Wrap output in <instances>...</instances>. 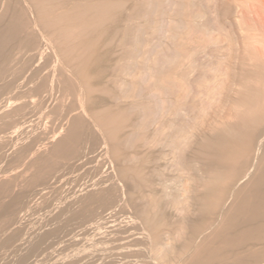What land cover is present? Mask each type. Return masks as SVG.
<instances>
[{
    "label": "rangeland",
    "instance_id": "374dc122",
    "mask_svg": "<svg viewBox=\"0 0 264 264\" xmlns=\"http://www.w3.org/2000/svg\"><path fill=\"white\" fill-rule=\"evenodd\" d=\"M245 1L0 0V264H198L231 218L239 261L225 238L213 257L264 264V203L225 218L264 188V2Z\"/></svg>",
    "mask_w": 264,
    "mask_h": 264
},
{
    "label": "bare ground",
    "instance_id": "6f19581e",
    "mask_svg": "<svg viewBox=\"0 0 264 264\" xmlns=\"http://www.w3.org/2000/svg\"><path fill=\"white\" fill-rule=\"evenodd\" d=\"M247 1V0H246ZM246 1H245V3H246ZM247 2H249V1H247ZM261 2H264V0H261ZM254 3H255V1H254ZM242 4V3H241ZM263 5H264V3H262ZM251 5H253V4H251ZM254 6V5H253ZM252 8H254V7H252ZM246 9V8H245ZM245 9H242L240 12H241V14H242V17L245 15ZM247 9H248V7H247ZM262 9H264V8H262ZM239 10V9H238ZM258 10V9H257ZM252 12V11H251ZM254 12V11H253ZM252 12V13H253ZM248 13V12H247ZM246 13V14H247ZM260 13V12H259ZM262 13V12H261ZM264 13V12H263ZM249 14V13H248ZM261 15V14H260ZM249 16V15H248ZM259 16V15H258ZM263 16V15H262ZM261 16V17H262ZM254 18H257V17H254ZM259 19H260V17H259ZM263 19V18H262ZM259 20V22H258V24H259V26H258V28H264V20ZM254 20V19H253ZM251 22V21H250ZM254 22H256V21H254ZM249 24V23H248ZM257 24V23H256ZM253 25V24H252ZM249 26V25H248ZM251 26V25H250ZM252 27H254V26H252ZM249 28V27H248ZM244 29H246V28H244ZM255 29V28H254ZM253 29V30H254ZM247 30H249V29H247ZM259 31V30H258ZM252 32V31H251ZM253 32H255V31H253ZM257 32V31H256ZM244 33H245V30H244ZM247 33H249L248 31H247ZM254 34V33H253ZM257 34V33H256ZM261 34V33H260ZM252 35V34H251ZM251 35H250V37H249V35H247L248 36V38H250V40H255L256 38H258V37H256L255 38V36L254 35H252V36H254V37H251ZM258 35V34H257ZM256 35V36H257ZM264 35V34H263ZM252 38V39H251ZM244 39H246V38H244ZM264 39V38H263ZM249 40V39H248ZM253 40L251 41L252 42V44L254 45V43H253ZM244 41H247V39L246 40H244ZM256 41H258L257 39H256ZM255 41V44L257 43ZM246 43V42H245ZM251 43H250V45H252ZM260 44V43H259ZM258 44V45H259ZM257 45V44H256ZM245 46V45H244ZM255 46V45H254ZM262 46V45H261ZM251 47H253V46H251ZM257 47V46H256ZM255 47V48H256ZM260 47V46H259ZM264 48V47H263ZM253 49V48H252ZM257 49H260V48H258L257 47ZM248 50V49H247ZM254 50V49H253ZM253 50H250V51H252L253 52ZM262 51H259V53L260 52H263L264 50L263 49H261ZM250 51H248L249 53H250ZM251 52V53H252ZM258 52V51H257ZM257 54V53H256ZM264 55V54H263ZM263 55H261L263 58H264V56ZM249 56H250V54H249ZM258 56H260V55H258ZM254 57H256V55L254 56ZM252 59V58H251ZM249 60H250V58H249ZM43 127H45V126H43ZM42 130V129H41ZM44 131V130H43ZM47 134V133H46ZM42 137V136H41ZM62 142V141H61ZM60 143V142H59ZM60 145H62V147H63V143H61ZM59 145V146H60ZM58 146V145H57ZM57 146H56V148H57ZM58 146V149L61 147H59ZM100 149V148H99ZM95 150V149H94ZM100 150H102V149H100ZM103 151V150H102ZM99 152H101V151H99ZM93 153V152H92ZM98 154V153H97ZM82 155V154H81ZM103 155V154H102ZM98 156V155H97ZM101 156V155H100ZM79 157H81V156H79ZM96 157V156H95ZM103 157V156H102ZM101 157V158H102ZM86 158V157H85ZM79 159V158H78ZM95 159V158H94ZM96 159H98L97 157H96ZM87 160V159H86ZM103 160V159H102ZM83 161V160H82ZM99 163H101V161L99 162ZM106 163V162H105ZM103 166V165H102ZM102 166H101V168H102ZM99 167H100V165H99ZM105 167V166H104ZM100 171H101V169H100ZM102 172V171H101ZM105 174V173H104ZM104 176V175H103ZM106 177V176H105ZM104 177V178H105ZM255 180V181H254ZM253 183H254V185H253ZM256 184H257V181H256V179L254 178L253 179V182H251V185H253V186H256ZM254 191H253V193H254V195H255V200L253 201V200H251V199H246V200H244V201H238V200H234L235 201V203L234 202H232L230 205L232 206V204L234 203V205L231 207V208H228L227 210H226V212H225V218H227L228 216L230 217V215H232V213H234V212H239V211H245V210H248L249 208H247V207H249V206H251V205H255L256 203H259V204H262V203H264V188H260V186L259 187H255L254 189H253ZM91 196V195H90ZM76 200V199H75ZM79 201V200H78ZM78 201L76 200V203H78ZM85 201L83 200V199H81L80 200V204L81 205H83V204H85L84 203ZM75 203V204H76ZM78 203V204H79ZM72 204H73V202H72ZM79 204V205H80ZM102 205H106L105 203L104 204H102ZM246 207V208H245ZM256 207V206H255ZM254 207V208H255ZM70 208H75L74 207V204L73 205H70ZM254 208H251V211L250 210H248L249 211V213L251 212V217H254V216H257V215H259L258 214V212H254L253 210H254ZM69 210V209H68ZM68 210L66 209V212H67V214H68ZM62 211H65V209L64 210H62ZM62 211H61V213H62ZM69 211H71V210H69ZM73 212L72 213H69L70 215H71V217H68L67 219H69V218H71L70 220H77V223H78V221H80L78 224L77 223H75L76 221H74V223H75V225H81V224H83V223H86V222H88L87 220L88 219H90V218H92L93 216H94V213H93V211L92 210H90V211H84V212H79V211H77V210H72ZM59 212H60V210H59ZM66 212H65V214H66ZM60 213V214H61ZM57 214H59L58 212H57ZM66 214V215H67ZM61 216V215H60ZM53 217V216H52ZM55 217V216H54ZM54 217H53V220H52V222L54 221ZM61 217H63V219L65 220V218L66 217H64V215L63 216H61ZM228 217V218H229ZM50 218V217H49ZM58 218V216L57 217H55V219H57ZM60 218V217H59ZM98 218V217H97ZM62 219V218H61ZM63 219H62V221H63ZM232 220H231V222H230V220H229V223H228V221L224 224V225H222L221 226V228L219 229V231H221V232H217L218 230H216L215 232L212 230V232H211V234H209L208 236H207V238L206 239H204V241L203 242H201L199 245H197L196 246V248H195V250H194V252L192 253L193 254V257L196 259V260H198V261H202V262H205L206 263V261H211L212 259H214L215 257H213L218 251H220V253H221V251H222V249H210V244L212 243V242H214V240H216V239H222L223 237L220 235V233L221 234H223V235H225L226 236V238L228 237V240H229V242H228V244H230V241L232 240H230V237H232L233 238V235L231 234V230L232 229H234L235 231H238L239 230V228H241V224L239 223V222H234V218H231ZM50 220V219H49ZM66 221V222H69L70 224H71V221ZM47 221V220H46ZM51 221V220H50ZM57 221H59V219L57 220ZM61 221V220H60ZM61 221V223H59L61 226L62 225H65L67 228L69 227V224L68 225H66V223H65V221L64 222H62ZM58 223V222H57ZM56 223V224H57ZM63 223H65V224H63ZM72 223H73V221H72ZM92 223V222H91ZM238 223V224H237ZM123 224H124V222H123ZM88 225H90L89 223H88ZM87 225V226H88ZM92 225V224H91ZM117 225V224H116ZM127 225V224H126ZM59 226V225H58ZM58 226H56V229L58 228ZM65 226H63V228H65ZM70 226H72V224L70 225ZM113 226V225H112ZM124 226V225H123ZM60 227V226H59ZM75 228L77 227V226H74ZM74 227H70L71 229H75ZM82 227V226H81ZM90 227V226H89ZM110 227H111V225H110ZM110 227H109V229H110ZM19 228V227H18ZM37 228V227H36ZM36 228H33V229H36ZM66 228V229H67ZM69 228V229H70ZM92 228V227H91ZM99 228V227H98ZM107 228V227H106ZM111 228H113V227H111ZM223 228V230H224V232H223V230H221ZM23 229V228H22ZM38 229H39V226H38ZM41 229H43V227L41 228ZM69 229H67V230H69ZM89 229V228H88ZM236 229H238V230H236ZM20 230V229H19ZM54 230H55V228H54ZM58 230L59 229H57L56 231L58 232ZM61 230V229H60ZM65 230V229H64ZM83 230H85L84 228H83ZM90 230V229H89ZM114 230V229H113ZM43 231V230H42ZM66 231V230H65ZM70 231V230H69ZM69 231H68V233H69ZM95 231V230H94ZM109 232H110V230H108ZM125 231H128V230H125ZM25 232V231H24ZM32 232V231H31ZM37 232V231H36ZM35 232V233H36ZM39 232V231H38ZM41 232V231H40ZM40 232H39V236H41L42 235V233H41V235H40ZM48 232V231H47ZM50 232H51V234H50ZM50 232H48V233H46V234H44V238L46 237H48L49 235H51L52 236V231H50ZM56 232V233H57ZM61 232V231H60ZM63 232V231H62ZM70 232H72V230L70 231ZM93 232V231H92ZM99 232V231H98ZM101 232H102V230H101ZM120 232V231H119ZM121 232H124V231H121ZM130 232V231H129ZM64 233V232H63ZM125 233V232H124ZM123 233V234H124ZM37 234V237H35V239L37 240V238L39 237L38 236V233H36ZM90 234V233H89ZM93 234V233H92ZM122 234V233H121ZM122 234V235H123ZM30 235H32V234H30ZM34 235V234H33ZM56 235V234H55ZM54 234H53V236H55ZM94 235V234H93ZM104 235V234H103ZM120 235V234H119ZM126 236H127V234H125ZM211 235V236H210ZM27 236V235H26ZM56 236H58V235H56ZM59 236H62V235H59ZM58 236V237H59ZM99 236V235H98ZM112 236H114V234L112 235ZM210 236V237H209ZM225 236H224V238H225ZM23 237H24V235H23ZM33 237V236H32ZM50 237V236H49ZM58 237H57V239H58ZM63 237V236H62ZM89 237H91V236H89ZM122 237V236H121ZM25 238V237H24ZM42 238H43V236H42ZM41 238V240H39V243L41 244V245H45V244H42L43 242H48L49 243V241L48 240H45V239H42ZM51 238V237H50ZM95 238V237H94ZM115 238V237H114ZM129 238V237H128ZM223 238V239H224ZM225 238V242L223 241V243L225 244V246H224V251L225 252H227V254H228V252H229V254H230V251H229V249L227 248V246L226 245H228L227 243H226V241H228L227 239ZM26 239V238H25ZM29 239V235L27 236V240ZM31 239V238H30ZM29 239V240H30ZM32 239H34V238H32ZM34 239V240H35ZM86 239H87V237H86ZM99 239V238H98ZM116 239H117V237H116ZM119 239V238H118ZM124 239H125V237H124ZM23 239H21V241H22ZM44 240V241H43ZM50 240H52V238L50 239ZM84 240V239H83ZM120 240V239H119ZM122 240V239H121ZM130 240V239H129ZM19 241V240H18ZM25 241V240H24ZM42 243H41V242ZM112 241H113V239H112ZM124 241H126V240H124ZM20 242V241H19ZM28 242H30V241H27V243ZM36 242V241H35ZM35 242H33V243H35ZM85 242V241H84ZM119 242V241H118ZM128 242V241H127ZM22 242H20L19 243V245L21 244ZM26 243V244H27ZM32 243V242H31ZM39 243H38V245H39ZM50 243H52V242H50ZM50 243H49V245H50ZM56 243V242H55ZM104 243V242H103ZM107 243V242H106ZM120 243V242H119ZM125 242H123L122 244H124ZM57 244V243H56ZM121 244V243H120ZM23 245H24V242H23ZM38 245L37 244H34V245H32V250L30 249V248H26V249H24L25 251H27V249L29 250H31V251H34L35 252V250L37 249V250H39L40 251V249H39V247H38ZM49 245H47V243H46V246H48L49 247ZM52 245V244H51ZM21 246H22V244H21ZM21 246H19L20 248H18V249H22L21 248ZM120 246V245H119ZM128 246V245H127ZM26 247H28V246H26ZM38 247V248H37ZM42 247V246H41ZM45 247V246H44ZM53 247H54V245H53ZM114 247H115V245H114ZM121 247H123V246H121ZM43 248V247H42ZM47 248V247H46ZM225 248L228 250V251H226L225 250ZM251 248H253V247H250V249ZM5 249V248H4ZM4 249H2V250H4ZM44 249V248H43ZM50 249V248H49ZM122 249V248H121ZM250 249L249 250H247L248 252H250ZM8 250V248L7 249H5V251H7ZM23 250V249H22ZM21 250V251H22ZM23 250V251H24ZM27 251L26 253L28 254V257L29 258H31L30 256H32V255H30L29 256V252H31V251ZM46 250H48V249H45V251L44 252H46ZM115 250V249H114ZM120 250V249H119ZM218 250V251H217ZM5 251H0V252H2V254H3V252L5 253ZM24 251V252H25ZM38 251V252H39ZM117 251V250H116ZM42 252V251H41ZM121 252V251H120ZM125 251H123V253H124ZM224 252V253H225ZM241 252V251H240ZM239 251H238V253H240ZM21 253V252H20ZM33 253V252H32ZM31 253V254H32ZM37 252H35V253H33V256L34 255H36V256H38L37 254H36ZM43 253V252H42ZM41 253V254H42ZM6 254V253H5ZM40 254V253H39ZM223 254V253H222ZM241 254V253H240ZM243 254V255H242ZM242 254L241 255H238V257H239V259L241 258V256H245V252H242ZM247 254V253H246ZM1 255V254H0ZM4 255V254H3ZM3 255H2V257H3ZM20 256H21V254H19ZM18 254H17V258H18V256H19ZM24 255V254H23ZM43 255V254H42ZM42 255H39L40 257L42 256ZM44 255H45V253H44ZM119 255V254H118ZM118 255H117V257H118ZM125 255H128V254H125ZM232 255V257L233 258H235V257H237V253H236V255L235 254H230V256ZM235 255V256H234ZM19 256V257H20ZM25 256V255H24ZM27 256V255H26ZM33 256H32V258H33ZM219 258L221 257V258H223V255L222 256H220V254H218L217 255ZM23 256H21L20 257V259L22 258ZM28 257H26V258H28ZM35 257V256H34ZM44 259H45V257L44 256H42ZM41 257V258H42ZM123 257V256H122ZM213 257V258H212ZM218 257H216V258H218ZM5 258V257H4ZM26 258H25V260H26ZM43 258L42 259H40L39 257H38V259H40V261H41V264H42V260H43ZM128 258V257H127ZM189 258V257H188ZM212 258V259H211ZM224 258H225V260H224ZM223 258V260L222 259H218L219 261H217V260H215L214 262H218V263H216V264H221L222 262L224 263V261H226L227 263H228V258H226V257H224ZM0 259H1V257H0ZM3 259V258H2ZM19 259V258H18ZM19 259V261L18 262H20V261H24V258H22L23 260H20ZM121 259V258H120ZM227 259V260H226ZM237 258H235L234 260H236ZM241 259H243V257L241 258ZM48 260V259H47ZM127 260V259H126ZM221 260H222V262H221ZM238 260V259H237ZM13 261H15V260H13ZM27 261V260H26ZM29 261V260H28ZM84 261V260H83ZM119 261V260H118ZM198 261H196L197 263H198ZM239 261V260H238ZM11 262H12V260H11ZM30 263H32V261H29ZM29 262H27L28 264H29ZM81 262V261H80ZM199 262V263H200ZM27 263H23V264H27ZM38 263H40V262H38ZM37 263V264H38ZM44 263H46V262H44ZM83 263H85V262H83ZM198 263V264H199ZM204 263V264H205ZM209 263H212V264H215V263H213V262H209ZM222 263V264H223ZM227 263H224V264H227ZM237 263V262H236ZM1 264H3L2 263V261H1ZM18 264V263H17ZM80 264H82V263H80ZM85 264H87V263H85Z\"/></svg>",
    "mask_w": 264,
    "mask_h": 264
}]
</instances>
